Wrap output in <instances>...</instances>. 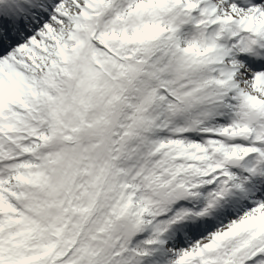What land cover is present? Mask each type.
<instances>
[{
  "label": "snow or ice",
  "instance_id": "snow-or-ice-1",
  "mask_svg": "<svg viewBox=\"0 0 264 264\" xmlns=\"http://www.w3.org/2000/svg\"><path fill=\"white\" fill-rule=\"evenodd\" d=\"M0 264H264V0H0Z\"/></svg>",
  "mask_w": 264,
  "mask_h": 264
}]
</instances>
